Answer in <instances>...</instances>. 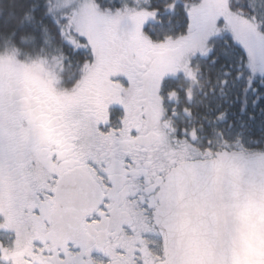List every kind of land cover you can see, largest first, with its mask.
Returning a JSON list of instances; mask_svg holds the SVG:
<instances>
[{"label": "snow or ice", "instance_id": "snow-or-ice-1", "mask_svg": "<svg viewBox=\"0 0 264 264\" xmlns=\"http://www.w3.org/2000/svg\"><path fill=\"white\" fill-rule=\"evenodd\" d=\"M0 264H264V0H0Z\"/></svg>", "mask_w": 264, "mask_h": 264}]
</instances>
